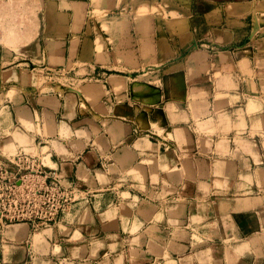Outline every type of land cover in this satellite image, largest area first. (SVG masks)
I'll use <instances>...</instances> for the list:
<instances>
[{
    "label": "crops",
    "instance_id": "1",
    "mask_svg": "<svg viewBox=\"0 0 264 264\" xmlns=\"http://www.w3.org/2000/svg\"><path fill=\"white\" fill-rule=\"evenodd\" d=\"M204 1L212 26L246 5ZM209 71L164 79L157 129L97 132L48 95L6 103L0 154L38 156L77 195L55 224L0 222V264H264V56Z\"/></svg>",
    "mask_w": 264,
    "mask_h": 264
},
{
    "label": "rangeland",
    "instance_id": "2",
    "mask_svg": "<svg viewBox=\"0 0 264 264\" xmlns=\"http://www.w3.org/2000/svg\"><path fill=\"white\" fill-rule=\"evenodd\" d=\"M190 1L0 0V111L48 95L97 132L157 129L164 79L209 71L224 52L264 56V0L219 8L214 26Z\"/></svg>",
    "mask_w": 264,
    "mask_h": 264
},
{
    "label": "built area",
    "instance_id": "3",
    "mask_svg": "<svg viewBox=\"0 0 264 264\" xmlns=\"http://www.w3.org/2000/svg\"><path fill=\"white\" fill-rule=\"evenodd\" d=\"M74 187L65 186L38 156L0 154V222L55 224L76 201Z\"/></svg>",
    "mask_w": 264,
    "mask_h": 264
}]
</instances>
